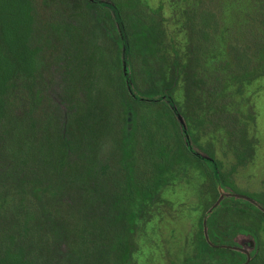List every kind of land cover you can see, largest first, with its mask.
I'll return each instance as SVG.
<instances>
[{
    "label": "trees",
    "instance_id": "trees-1",
    "mask_svg": "<svg viewBox=\"0 0 264 264\" xmlns=\"http://www.w3.org/2000/svg\"><path fill=\"white\" fill-rule=\"evenodd\" d=\"M75 15H88L90 21L99 23L112 45L111 62L107 63L103 55L96 65L98 88L104 96L101 113L108 114L103 133L125 151L139 142L141 164L126 171L115 159L105 157L97 165V182L72 181L82 194L80 200L88 202L81 205L82 214L72 203L67 204L63 235L72 239L82 223L92 227L87 231L95 237L73 238L74 242L61 249L57 238L56 245L48 244V237L42 239L38 213L24 210L22 234L16 238L8 234L0 249V264H137V212L160 196L173 179L172 171L179 168H201L214 184L213 199L204 209L193 254L175 264H264V198L238 190L233 184L230 190H221L216 184L212 166L222 183L225 181L221 160L213 149L215 142L209 137L202 147L199 126L180 97L183 68L191 59L189 49L173 45L161 15L154 17L139 0H0V125L8 121L20 138L15 144L9 142L10 147L24 152L40 136L48 143L51 140L52 119L39 103L50 100L47 87L52 65L46 64V58L64 36L71 41L80 37ZM203 18L205 24L210 21L208 15ZM158 36L167 37L173 47L160 60L152 51V41ZM244 57L238 55L237 59ZM113 74L116 85L111 81ZM232 121L229 147L238 161L245 163L253 156L255 142L248 136L249 123L244 118L235 116ZM203 134L209 132L204 129ZM64 147L59 145L56 150L60 156L57 163H62ZM106 183L109 190L104 189ZM88 206L96 207L97 214H90ZM61 209L56 208V218L61 217ZM31 231L37 237L34 249L29 245ZM236 233L249 238L241 245L234 240ZM96 237L102 239L99 247ZM58 252L60 256L50 254Z\"/></svg>",
    "mask_w": 264,
    "mask_h": 264
},
{
    "label": "rangeland",
    "instance_id": "rangeland-1",
    "mask_svg": "<svg viewBox=\"0 0 264 264\" xmlns=\"http://www.w3.org/2000/svg\"><path fill=\"white\" fill-rule=\"evenodd\" d=\"M139 2L154 17L161 15L168 37H173V45L184 51L189 49L191 59L183 68L184 88L180 90V97L199 126L202 147L209 137L215 142L213 149L221 160L220 170L225 181L222 183L212 166L216 184L221 190H230L233 184L238 190L264 198V0ZM204 15L210 17L207 24ZM74 17L79 22L80 37L71 41L64 36L46 58V64L52 65L47 87L50 100L39 103L52 119L50 142L40 136L23 152L10 147V143L15 144L20 138L9 122L0 125V249L9 233L15 238L19 232L22 234L24 210L38 213L37 227L42 239L48 237V244L56 245L57 238L61 249L74 242L73 238L95 237L87 231L92 227L82 223L77 229L78 235L72 239L63 235L67 204L72 203L82 214L81 205L88 202L80 200L82 194H78L72 181L97 182V165L105 157L115 159L126 171L141 164L137 156L139 142L132 143L125 151L103 133L108 114L101 113L105 109L104 96L101 87L98 88L96 65L104 59L103 55L107 63L111 62L112 45L99 23L90 21L88 15ZM167 39L163 36L153 39L156 60L164 52L173 51ZM242 54L245 57L239 61L237 56ZM251 76L254 77L248 80ZM116 79L113 74V85L117 84ZM235 116L249 123L248 136L255 142L253 156L245 163L239 162L229 147L228 130L232 127L229 124ZM201 119L205 122L200 125ZM204 129L209 135L203 134ZM59 145L65 146L62 163L55 161ZM193 145L197 147L194 141ZM172 173L173 179L160 196L137 212L138 247L134 253L137 264H175L193 254L204 209L213 199L214 182L201 168H179ZM104 189L109 190V184H104ZM57 207L62 208L59 218L55 217ZM88 207L90 214H97L96 207ZM248 238L242 233L234 235L235 242L241 245ZM95 239L99 247L102 239ZM36 241L31 231L30 248L36 247ZM59 253L50 254L53 257L60 256Z\"/></svg>",
    "mask_w": 264,
    "mask_h": 264
}]
</instances>
